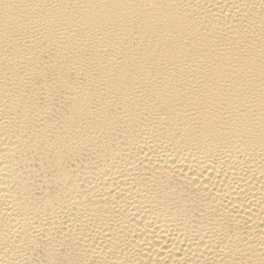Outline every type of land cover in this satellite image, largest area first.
<instances>
[{
  "label": "bare ground",
  "instance_id": "1",
  "mask_svg": "<svg viewBox=\"0 0 264 264\" xmlns=\"http://www.w3.org/2000/svg\"><path fill=\"white\" fill-rule=\"evenodd\" d=\"M0 264H264V0H0Z\"/></svg>",
  "mask_w": 264,
  "mask_h": 264
}]
</instances>
